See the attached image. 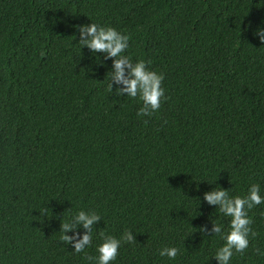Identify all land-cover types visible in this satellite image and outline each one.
<instances>
[{
    "label": "trees",
    "instance_id": "16d2710c",
    "mask_svg": "<svg viewBox=\"0 0 264 264\" xmlns=\"http://www.w3.org/2000/svg\"><path fill=\"white\" fill-rule=\"evenodd\" d=\"M89 23L163 75L159 109L117 93L114 58L81 43ZM258 25V0H0V264H96L107 236L122 238L111 264H217L213 224L231 218L205 193L264 195ZM248 215L255 235L229 264H264V203Z\"/></svg>",
    "mask_w": 264,
    "mask_h": 264
},
{
    "label": "clouds",
    "instance_id": "9594fccd",
    "mask_svg": "<svg viewBox=\"0 0 264 264\" xmlns=\"http://www.w3.org/2000/svg\"><path fill=\"white\" fill-rule=\"evenodd\" d=\"M258 4L264 6V0H258ZM246 27H251L250 25ZM81 43L87 46L92 52L107 53L108 58H114L112 61L113 72L111 78L118 84H123L122 89H118L117 93H127L128 97H137L139 94L143 106L139 108L138 115H150L160 107L161 98L164 95V89L161 87L163 75L146 68L144 60H136L133 62L129 55L123 53L128 48L129 36L117 31L111 26L97 27L96 23L80 26ZM252 35L264 45V27L257 26L252 30ZM87 36V39L84 37ZM125 69L128 70L125 76ZM110 88V85H109ZM205 201L210 205H217V211L224 217H230L227 231L222 232V226L218 223L213 224L212 231L220 234V238L224 243L216 249L212 258L217 264H229L234 252H243L249 245V234L253 236L251 218L248 211L254 205L264 203V195L261 194L259 184H250L245 195L229 196L224 189L205 193ZM99 219L95 214L86 215L79 212L76 220L82 224L85 229H91L94 222ZM63 231L67 232L71 225L66 222L62 225ZM128 242H132V236L125 233ZM61 239L70 241L72 238L62 235ZM92 237L85 233L75 242L74 251L82 252L86 246L91 243ZM122 238L107 236L102 243L97 245L95 257L96 264H111L116 259L118 249L121 245ZM178 249L176 247H163L159 250L161 257L175 258ZM257 252L264 255L259 249Z\"/></svg>",
    "mask_w": 264,
    "mask_h": 264
}]
</instances>
